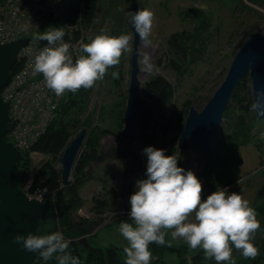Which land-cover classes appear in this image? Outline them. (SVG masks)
<instances>
[{"label": "trees", "instance_id": "16d2710c", "mask_svg": "<svg viewBox=\"0 0 264 264\" xmlns=\"http://www.w3.org/2000/svg\"><path fill=\"white\" fill-rule=\"evenodd\" d=\"M3 1L0 0V4ZM246 1L264 7V0ZM99 2L100 0H71L59 21L74 22L77 18H80L86 31V29L94 25ZM231 2L248 10L252 9L246 4L245 0H232ZM256 12L259 14V17H262L260 12L257 10ZM184 13L190 16L187 10ZM123 17L124 12L122 7L119 12H115L114 19L117 20L114 21L111 35L119 36L120 34L129 33V28L125 24ZM195 18L200 21L201 25L205 23L203 16L197 15ZM199 31V25H194L191 30L171 34L167 40V65L178 79L187 71L189 64L196 60L198 53L203 51L204 38L198 34ZM89 37L94 36L85 33L82 42L88 43ZM80 54L82 53L80 52ZM126 54L120 58V63L117 66L109 68L105 77L97 82L98 85H101L104 81L106 86L113 89V92L117 95V101L114 102V106L117 105L119 107L124 106L126 97V94H121L119 91L125 74L124 61ZM19 67V62H16L12 66L10 73L13 74ZM114 71L119 73L117 79H113L112 77V72ZM247 77L248 74L240 78L231 92L230 100L223 113V118L227 120L225 128L217 132L211 148L206 154L201 156L204 164L198 176L206 181L211 191L226 188L241 178L238 173L241 163L240 146L253 145L258 153L259 166L264 164V136H259L260 129L257 128L261 120L257 119L253 112L251 97L248 98L245 95H240L242 90L246 92L249 90ZM106 89L108 91V88ZM95 91L96 86L87 90L80 89L76 93L69 92L67 99L59 104L54 118L30 150L19 152L14 170V181L19 188H22L29 181L31 172L34 170L33 187L42 184L49 192L55 191L56 199L62 200L63 206L58 207L56 214L53 216L54 206L52 205L49 216L54 217V225L47 234L55 231L62 232L65 239L70 241L69 251L73 256L79 257L81 264H125L126 255L123 248L116 245L106 247L93 246L90 243V233L99 225V215L113 207V201L116 197L127 196L130 198L135 191L134 184L123 182L113 189H106L103 194H96L90 200V208L94 210L97 218L80 219L78 222L73 220L74 211L82 203L79 192L88 180L87 170L91 162L102 161L104 158H117L122 161L121 170L123 175L137 174L141 179L147 178V160L145 154L139 149L134 148L130 144L131 141L123 140L117 134L123 125V108H120L118 112L120 118H117V121L113 119L112 123L116 126V131L113 132L116 136H119L124 146L119 148L110 146L104 152L98 149L100 138L106 133L112 132V130L101 127L93 122V115L89 110V106ZM142 95L146 98L147 102L142 107L139 115L140 123L136 139L142 138L143 141L149 142L150 135L148 131L155 130L156 128L161 130L163 135L171 132L172 140L165 150V155H176L178 151L177 137L182 131L185 116L190 106V100L187 99L182 104L180 110L174 109L172 101L175 96V87L161 74H153L147 78L142 86ZM103 109L104 107H102V111ZM78 127L86 128L85 149L79 152L75 159L72 170V181L68 185H62L60 169L56 165L59 162L63 149ZM255 130H258V132ZM4 139L11 141L9 125ZM188 143H191L196 148L190 139L186 141L183 148H186ZM31 152H39L45 155L46 158L38 166L33 167L30 157ZM253 208L257 212L261 225L257 233H262L264 232V199ZM81 237H86L85 243L80 241ZM254 243L259 248L260 254L254 260L241 256L235 259V264H264V237L259 238ZM149 249L153 255L158 250L163 252L165 250L178 251L182 256L184 264H216L214 259L205 258L202 249H197L194 253H190L188 263L186 257H184L186 252H188L185 246L176 247L167 241L164 245L152 243L149 245ZM33 264H58V261L55 257L45 261L38 256Z\"/></svg>", "mask_w": 264, "mask_h": 264}, {"label": "rangeland", "instance_id": "374dc122", "mask_svg": "<svg viewBox=\"0 0 264 264\" xmlns=\"http://www.w3.org/2000/svg\"><path fill=\"white\" fill-rule=\"evenodd\" d=\"M231 1L232 0H100L94 25L89 27V29H86V34L89 33L92 36H95L100 34L103 29L111 35L114 21L117 20L114 19L115 12H119L123 7V18L125 24L129 28L128 34L132 36L128 15L130 4L135 2L139 4V10L147 8L153 11L155 13V19L151 35L149 36L150 43L145 45L140 39V45L138 47L139 75H141L139 80L141 89L149 76L153 74H161L175 87V96L172 101L174 109L180 110L182 104L188 99L190 100L189 108L193 106L199 110L212 96L214 90L224 78L231 59L244 40L255 31L262 30L264 33V7L245 0L246 4L252 8L251 10H248ZM188 9L196 10L195 14L203 16L205 23L201 25L200 21L195 18L197 15L190 13ZM185 10L189 12L190 16L185 15ZM256 10L262 14V17H259ZM194 25H199L200 31L198 34L202 35L204 38L202 47L203 51L198 53L196 60L189 64L187 71L180 79H178L167 65V40L171 34L191 30ZM131 51L132 42L124 61L125 74L119 88L120 93L126 94V97L128 91ZM145 57H148V64L143 62ZM247 79L249 90L247 92L242 90L240 95H245L248 98L251 97L252 100L251 78L249 74ZM106 88H108V91ZM126 97L124 100V106H114V102L117 101V95L113 92V89L106 86L104 81L101 85L96 84V91L91 98V104L89 106V110L93 115V122L101 127L112 130V132L106 133L100 138L98 149L103 152L110 146L116 148L124 146V143L122 144L120 141V138L123 139L120 135L123 125L120 130L117 129V134L120 135L119 138V136H116L113 132L116 131V126L112 121L113 119L114 121H117V118H120L118 113L120 108H123L124 112ZM102 107H104L103 111ZM226 123L227 120L223 118L218 132L225 128ZM257 128L260 129L259 136L263 137L264 120L260 121ZM81 129L82 128L78 127L72 138L75 137ZM255 131L258 132V130ZM148 133L150 135L149 142L143 141L142 138H135L134 140H131L130 144L144 153L143 149L148 146L166 150L172 140L171 132L163 135L162 131L158 128L150 130ZM179 135L177 137V143ZM184 144L181 147L178 146V151L176 152V155H179L178 166L185 170H192L195 173L198 179L202 182L203 196L206 199L207 196L214 191H211L206 181L198 176L204 164L203 158L201 157L204 154L196 149L191 143H188L186 148H183ZM84 149L83 142L79 152ZM239 154L241 157V163L239 165L238 173L241 178L238 180L239 183L236 182L226 188L229 192L236 191L241 193L245 199L250 201L251 206L254 207L264 199V172H253L259 167L258 153L253 145L247 144L240 146ZM34 155L33 158L31 157L33 167L38 166V164L46 158L45 155L39 152H34ZM121 164L122 161L120 159L104 158L102 161H94L88 165V180L80 189L79 196L82 203L74 211V221L78 222L80 219L97 218L94 210L90 208V200H92L96 194H103L106 189H113L123 182L136 185V181L141 179L137 174L123 175ZM56 166L60 169L59 162ZM33 175L34 170L31 172L30 179L32 181H34ZM69 180L70 182L72 181V175ZM42 187L45 186L42 185ZM50 193H52L50 200L54 206V216V214H56V209L63 206V201L56 199L55 191H51ZM113 202L114 205L112 208L99 215L98 218H100V223L90 233V243L93 246L106 247L116 245L123 249L127 246V241L122 237L118 229L120 222L128 219V213L130 212L129 197H116ZM53 216H49L39 225L37 235H46L48 233L54 225ZM128 222L131 221L128 220ZM261 237H264V232L256 233L254 241H257ZM165 240L176 247L185 246L188 252H186L184 257H186L188 263L189 254L194 253L197 250L189 249L188 245L182 239H172L170 232L165 236ZM241 256L242 255L239 252L235 251V249L233 250L234 260ZM151 264L184 263L182 256L178 251L165 250L163 252L158 250L154 255L152 254Z\"/></svg>", "mask_w": 264, "mask_h": 264}, {"label": "clouds", "instance_id": "9594fccd", "mask_svg": "<svg viewBox=\"0 0 264 264\" xmlns=\"http://www.w3.org/2000/svg\"><path fill=\"white\" fill-rule=\"evenodd\" d=\"M128 15L141 41L150 43L155 13L145 8ZM64 35L62 27L38 34L36 39L47 41L49 46L33 60V73L41 74L46 86L58 97L66 91L76 93L95 87L109 68L120 63L132 42L130 34L113 36L102 29L100 34L89 37L88 43L81 42L82 54L73 59L71 44L64 42ZM143 62L148 64V57ZM112 77L117 79L119 73L112 72ZM260 95L264 96V92ZM143 152L147 157V178L136 181L129 198L128 219L122 220L118 229L127 241L123 249L125 264H151L149 245H164L169 232L172 239H182L189 249H202L205 258L214 259L216 264H235L234 249L246 259L254 260L260 254L254 243L260 221L241 193L220 188L205 199L202 182L195 173L178 166L179 155H165L164 149L153 146ZM12 240L45 261L55 257L58 264H81L79 257L69 251L70 241L60 231L17 234Z\"/></svg>", "mask_w": 264, "mask_h": 264}, {"label": "water", "instance_id": "95a60500", "mask_svg": "<svg viewBox=\"0 0 264 264\" xmlns=\"http://www.w3.org/2000/svg\"><path fill=\"white\" fill-rule=\"evenodd\" d=\"M139 10L138 3H131L129 12ZM194 15L196 10L188 9ZM132 32V51L130 56V71L128 91L123 112V128L120 132L124 140L131 141L137 136L139 115L147 100L142 95L138 78V47L140 37L136 33L129 16ZM28 38H20L7 43H0V264H33L38 253L23 250L12 238L19 234L37 235L41 222L51 214L50 199L38 201L28 198L14 181V170L19 156L16 146L4 139L8 128V103L1 97V89L10 77V70L17 61L19 49L25 45ZM250 75L253 110L257 119L264 120V33L253 32L247 37L230 61L227 72L214 90L212 96L197 110L191 106L185 116L182 131L178 138L181 147L190 139L196 148L206 154L211 148L214 138L223 120V113L229 102L231 92L237 82ZM255 105V107H254ZM86 136L82 128L63 149L60 158V176L62 185H68L72 175L73 165ZM82 243L86 238L80 239Z\"/></svg>", "mask_w": 264, "mask_h": 264}, {"label": "built area", "instance_id": "2783aa9c", "mask_svg": "<svg viewBox=\"0 0 264 264\" xmlns=\"http://www.w3.org/2000/svg\"><path fill=\"white\" fill-rule=\"evenodd\" d=\"M71 0H4L0 4V43L28 38L17 56L20 67L11 74L1 89L2 100L8 103L9 136L19 151H29L38 137L54 118L60 103L67 99L46 86L41 74L33 73V60L47 41L37 40L36 36L52 27H62L64 42L70 43L73 59L80 54V44L86 33L80 18L76 21L60 22ZM35 33V34H33ZM32 157L34 152L31 153ZM35 158V155H34ZM263 171L264 164L254 172ZM22 191L28 198L44 201L51 196L46 187L40 184L33 187V181L23 185Z\"/></svg>", "mask_w": 264, "mask_h": 264}, {"label": "bare ground", "instance_id": "6f19581e", "mask_svg": "<svg viewBox=\"0 0 264 264\" xmlns=\"http://www.w3.org/2000/svg\"><path fill=\"white\" fill-rule=\"evenodd\" d=\"M261 32H263V31L261 30ZM138 75H139V73H138ZM139 77L141 78V75H139L138 78H139Z\"/></svg>", "mask_w": 264, "mask_h": 264}, {"label": "crops", "instance_id": "0c3cea01", "mask_svg": "<svg viewBox=\"0 0 264 264\" xmlns=\"http://www.w3.org/2000/svg\"><path fill=\"white\" fill-rule=\"evenodd\" d=\"M255 173V172H254ZM256 173H259V172H256Z\"/></svg>", "mask_w": 264, "mask_h": 264}]
</instances>
